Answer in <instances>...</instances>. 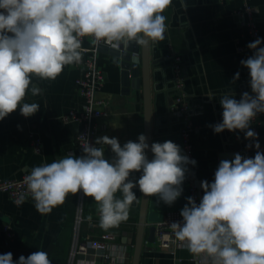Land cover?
<instances>
[{
    "label": "clouds",
    "instance_id": "9594fccd",
    "mask_svg": "<svg viewBox=\"0 0 264 264\" xmlns=\"http://www.w3.org/2000/svg\"><path fill=\"white\" fill-rule=\"evenodd\" d=\"M172 0H0V120L19 107L21 115L31 117L40 104L24 101L31 86L33 96L41 89L32 76L54 80L66 65L79 64L82 37L127 51L135 43L151 46L165 39L167 17L162 13ZM182 6L187 8L185 4ZM257 38L247 47L253 54L241 60L250 76L249 92L239 100L224 94L219 103L222 120L209 125L216 134L225 130L244 133L246 145L257 151L252 158L235 154L222 159L214 180L201 181L199 203L186 198L180 211L182 222L171 227L176 238L194 255L203 254L202 264H264V152L259 151L258 133L251 122L264 114V47ZM237 72L233 81L239 79ZM129 140L121 146L118 138L102 136L93 146L87 142L83 154L35 166L24 177L36 210L49 214L63 205L67 196L91 197L98 204L102 229L118 227L129 218L130 206L139 203L134 191L157 196L171 206L183 193L188 165H196L171 140L146 142ZM105 146L114 156L105 158ZM152 153L149 159L147 150ZM139 172L138 179H131ZM117 193L121 195L118 196ZM23 195L17 200L22 203ZM0 264H52L46 251H35L13 260L11 252L0 254Z\"/></svg>",
    "mask_w": 264,
    "mask_h": 264
},
{
    "label": "crops",
    "instance_id": "0c3cea01",
    "mask_svg": "<svg viewBox=\"0 0 264 264\" xmlns=\"http://www.w3.org/2000/svg\"><path fill=\"white\" fill-rule=\"evenodd\" d=\"M245 0H172V4L162 14L167 17L165 39L162 47L152 49L151 58H159L160 66L151 67V107L152 143L171 140L182 149L180 130L182 120L172 110L175 99L171 52L182 55L185 75V92L191 104V115L195 130L192 132L194 156L197 162L200 181L214 180V173L222 159H233L235 154L252 158L254 147L246 145L252 141L244 138V133L228 130L216 134L209 125L221 122L223 109L219 100L224 94L239 100L242 93L249 92L250 76L241 60L253 54L249 49L250 38L237 14ZM255 9L256 21L264 38V0H247ZM168 42L169 44H166ZM247 47L239 50L238 46ZM91 39H86L82 47H91ZM264 47V40L262 42ZM170 52V53H171ZM82 53V61L87 56ZM79 64L66 65L54 80H44L32 76V84L41 89L33 96L31 86L22 103H38L40 110L31 117H24L19 107L6 118L0 120V176L21 177L35 166L51 163L69 153L80 156L75 145V136L81 130L79 122H64L61 116L71 110L81 109L84 97L75 87V80L82 73ZM100 67L105 73V82L98 91L99 96L109 99L108 115L99 120L96 136L118 138L121 146L129 140L138 142L140 134L145 135L144 95L142 86L130 88L122 80L120 58L110 49H100ZM239 72L237 81L234 75ZM251 128L258 133L259 151L264 152V114H259L251 122ZM32 135L43 140V152L36 153L31 147ZM96 147H99L97 145ZM183 151V150H182ZM114 154L110 146H105V158L111 160ZM225 156V158H223ZM139 172L132 173L131 179H138ZM136 192L139 203L130 206L129 218L118 227L102 229L99 225L98 204L91 198H84V217L81 237L112 232L117 235V243L125 247L127 259L115 263L105 260L101 254L91 249L87 255L77 257V264H132L135 232L141 193ZM203 193V190H202ZM120 196V193H117ZM187 180L183 183V193L171 206L160 202L157 196H150L147 220L156 224L162 220L166 211L179 210L189 197ZM79 192L67 196L49 214L39 213L32 198L16 204L6 193H0V254L11 252L13 260L21 255L27 257L35 251H46L52 264H67L74 240V220L78 208ZM10 223L15 237L8 240L1 229ZM142 246L139 264H202L203 254H192L183 242L175 249L164 248L155 241L146 240Z\"/></svg>",
    "mask_w": 264,
    "mask_h": 264
},
{
    "label": "built area",
    "instance_id": "2783aa9c",
    "mask_svg": "<svg viewBox=\"0 0 264 264\" xmlns=\"http://www.w3.org/2000/svg\"><path fill=\"white\" fill-rule=\"evenodd\" d=\"M243 19V25L247 30L250 42H254L257 38L264 40L259 25L255 17L254 7L245 0L241 9L236 11ZM81 39V47L86 39L92 37L85 36ZM99 45L92 44L91 47H82L86 49L87 56L82 61V73L75 80V87L77 92L84 97V105L81 109L71 110L61 116L64 122H79L81 123V130L75 136V145L80 155L83 154V146L87 142L93 146L95 144L96 136L99 132V120L108 115V106L110 101L108 98L99 96L98 91L102 88L105 82V73L99 65L98 57L100 54ZM262 45V44H261ZM106 46V45H105ZM110 47V46H109ZM247 47L239 45L238 49L245 50ZM172 70L174 79L175 99L172 105L174 113L182 120L183 126L180 130L182 139V150L190 159L195 160L194 146L192 142V132L196 125L192 120L191 104L185 92V75L183 57L181 54L171 52ZM31 147L36 153L43 152V140L38 135H32ZM188 173L186 175L187 185L190 197H193L197 203L203 196L201 181L198 177L199 166L189 164ZM8 177L0 176V193H6L16 204L21 195L25 197L24 200L31 197L27 191V185L24 183V177ZM84 198L82 190L79 192L78 208L74 220V240L68 257L67 264H77V257L80 255H87L91 249L96 251L103 250L100 253L103 259L111 260L115 263L123 262L127 259V251L125 247L117 243V235L112 232L100 234L98 238H93L90 234L85 238L81 237L82 225L85 221L84 217ZM173 222H182L179 210L166 211L162 220L158 221L156 225V242L159 246L169 249H175L183 242L179 241L175 232L171 227ZM8 240L15 237V231L10 223H4L1 227Z\"/></svg>",
    "mask_w": 264,
    "mask_h": 264
},
{
    "label": "water",
    "instance_id": "95a60500",
    "mask_svg": "<svg viewBox=\"0 0 264 264\" xmlns=\"http://www.w3.org/2000/svg\"><path fill=\"white\" fill-rule=\"evenodd\" d=\"M166 44L169 43L166 42ZM161 47L162 44H160V41L147 47L133 43L127 51L100 45V49H110V51L120 58L122 80L125 85H129L130 88L134 89H138L142 86L144 95L145 136L147 138L146 142L149 146L152 144L151 67L152 65L157 67L161 65L159 64V58H151V51L152 49H159ZM166 50L167 55L171 54L169 48H166ZM147 155L149 159L152 158L150 147L149 150H147ZM223 158H225V156H223ZM149 204L150 196H144L141 193L137 226L135 232H132V235L135 234L132 264L140 263L146 230L148 231L146 240L150 243L156 241V225L147 220ZM99 252L104 253L103 250H100Z\"/></svg>",
    "mask_w": 264,
    "mask_h": 264
}]
</instances>
